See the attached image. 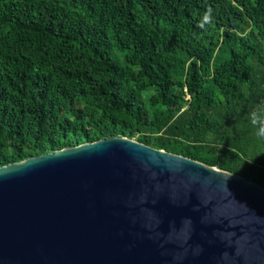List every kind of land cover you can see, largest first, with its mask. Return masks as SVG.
Listing matches in <instances>:
<instances>
[{
  "label": "trees",
  "instance_id": "obj_1",
  "mask_svg": "<svg viewBox=\"0 0 264 264\" xmlns=\"http://www.w3.org/2000/svg\"><path fill=\"white\" fill-rule=\"evenodd\" d=\"M114 137L264 189V0H0V167Z\"/></svg>",
  "mask_w": 264,
  "mask_h": 264
},
{
  "label": "water",
  "instance_id": "obj_2",
  "mask_svg": "<svg viewBox=\"0 0 264 264\" xmlns=\"http://www.w3.org/2000/svg\"><path fill=\"white\" fill-rule=\"evenodd\" d=\"M0 264H264V189L114 137L0 167Z\"/></svg>",
  "mask_w": 264,
  "mask_h": 264
}]
</instances>
